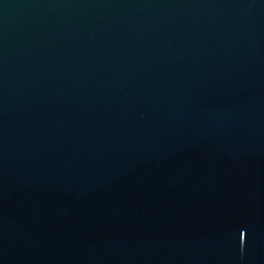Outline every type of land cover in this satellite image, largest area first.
<instances>
[{"label": "water", "instance_id": "1", "mask_svg": "<svg viewBox=\"0 0 264 264\" xmlns=\"http://www.w3.org/2000/svg\"><path fill=\"white\" fill-rule=\"evenodd\" d=\"M0 264H264V0H0Z\"/></svg>", "mask_w": 264, "mask_h": 264}]
</instances>
